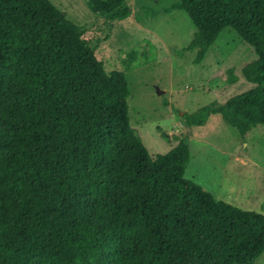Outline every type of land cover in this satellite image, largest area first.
I'll use <instances>...</instances> for the list:
<instances>
[{
	"label": "trees",
	"instance_id": "obj_1",
	"mask_svg": "<svg viewBox=\"0 0 264 264\" xmlns=\"http://www.w3.org/2000/svg\"><path fill=\"white\" fill-rule=\"evenodd\" d=\"M85 1L111 22L131 16L127 0ZM169 9L193 24L196 63L225 31L256 55L241 70L251 90L184 125L218 114L239 137L264 127V0ZM129 96L125 73L107 71L49 0H0V264H253L264 253V214L186 179V137L150 156Z\"/></svg>",
	"mask_w": 264,
	"mask_h": 264
},
{
	"label": "rangeland",
	"instance_id": "obj_2",
	"mask_svg": "<svg viewBox=\"0 0 264 264\" xmlns=\"http://www.w3.org/2000/svg\"><path fill=\"white\" fill-rule=\"evenodd\" d=\"M49 1L81 28L107 71L125 73L130 125L150 156L167 153L186 137V179L218 200L264 214V127L239 137L218 114L190 128L180 115L222 105L253 88L241 75L256 60L247 43L225 31L196 63V51L188 50L195 28L183 11L169 9L175 0H127L131 16L114 22L85 0ZM230 69L238 79L232 85L227 84ZM253 264H264V253Z\"/></svg>",
	"mask_w": 264,
	"mask_h": 264
},
{
	"label": "water",
	"instance_id": "obj_3",
	"mask_svg": "<svg viewBox=\"0 0 264 264\" xmlns=\"http://www.w3.org/2000/svg\"><path fill=\"white\" fill-rule=\"evenodd\" d=\"M159 94H161V92H159ZM181 116H183V113H180Z\"/></svg>",
	"mask_w": 264,
	"mask_h": 264
},
{
	"label": "crops",
	"instance_id": "obj_4",
	"mask_svg": "<svg viewBox=\"0 0 264 264\" xmlns=\"http://www.w3.org/2000/svg\"><path fill=\"white\" fill-rule=\"evenodd\" d=\"M128 110H129V108H128Z\"/></svg>",
	"mask_w": 264,
	"mask_h": 264
}]
</instances>
